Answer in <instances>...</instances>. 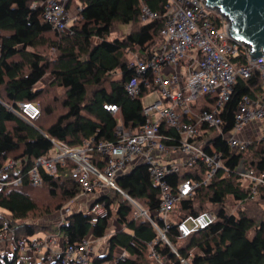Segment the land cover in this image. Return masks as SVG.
Returning a JSON list of instances; mask_svg holds the SVG:
<instances>
[{
    "label": "trees",
    "instance_id": "obj_1",
    "mask_svg": "<svg viewBox=\"0 0 264 264\" xmlns=\"http://www.w3.org/2000/svg\"><path fill=\"white\" fill-rule=\"evenodd\" d=\"M42 1L0 0V168L12 158L17 165L9 170L6 178L23 176L21 185L0 189L3 210L0 231L10 229L17 237L25 236L28 241L53 227L51 223L38 222L40 216L59 210L64 202H70L81 191L80 183L71 176L73 163L70 160L58 164L55 173L41 170L40 185L28 182L27 170L37 157L52 152L55 147L52 139L74 147L86 141L96 144L114 140L119 122L131 128L145 123L142 98L148 89L141 84L137 95L127 93L125 84L132 76V69L128 67L126 53L147 55L163 26L167 2L75 0L82 9L71 32H65L54 29L44 19L39 6ZM34 2L37 4L32 7ZM143 4L157 11L159 17L142 22ZM118 23L135 24V27L122 37L110 39L108 36ZM42 47L52 48L55 55L50 57L40 51ZM233 60L239 64L246 62L242 55ZM47 72L52 76L51 81L38 86ZM55 88H62L64 92L57 95ZM261 90L258 71L248 78L238 77L219 112L223 121L221 129L206 124L201 126L205 148L219 150L228 171L220 170L194 194L180 198L172 212L179 217L211 210L216 219L208 227L179 238L176 228L179 218L176 221L167 219L169 243L161 240L158 228H162L165 221L156 216L160 189L153 183L146 165L140 163L118 175L116 183L148 209L158 228L145 216L134 218L129 201L120 191L110 189L96 198L107 206L106 217L92 224L91 217L78 210L68 213L64 221L58 223L54 229L61 237V246L77 244L88 235L97 239L104 237L110 219L114 218L120 227L108 236L106 252L91 255V264H157L149 255L150 245L175 264H181L179 257L189 259L191 264H264V219L256 222L249 211V204L264 200V186H259L256 196L251 198L246 183L234 171L243 157L247 167L264 171V140L252 141L245 151L233 152L223 137V132L233 126L234 112L242 96H254ZM21 101L38 103L40 116L27 120L18 114ZM105 104L117 105L118 111L112 113ZM161 129L175 142L178 140L176 129L164 126ZM92 162L99 169L104 166L96 151ZM204 168V163L197 161L189 169L168 175V182L175 189L180 180L200 178ZM233 206L239 208L237 212H231ZM180 239L183 244L177 246ZM118 250H123L125 256L116 260L115 251ZM0 264L25 263L18 248L14 247L9 252L0 250Z\"/></svg>",
    "mask_w": 264,
    "mask_h": 264
},
{
    "label": "built area",
    "instance_id": "obj_2",
    "mask_svg": "<svg viewBox=\"0 0 264 264\" xmlns=\"http://www.w3.org/2000/svg\"><path fill=\"white\" fill-rule=\"evenodd\" d=\"M36 4L34 2L32 7ZM39 6L44 19L54 29L65 32H71L72 24L82 9L81 4H76V12H73L71 0H43ZM165 8L163 26L156 36L154 46L147 55H137L128 62L132 76L125 84L127 93L130 96L137 95L141 84L148 89L142 98L143 112L147 117L145 123L131 128L119 122L114 140L99 141L96 144L86 141L74 147L54 139L55 154L37 157L26 172L28 182L37 186L42 183L41 170L55 173L58 164L72 161L70 173L80 183L81 191L60 209V223L68 213L78 210L88 214L92 224L106 217L107 206L96 198L110 189H116L131 204L134 218L145 216L157 227L148 209L122 191L116 183L118 175L143 163L153 183L160 189V206L156 216L163 218L165 225L157 228L160 239L169 243L166 236L170 226L167 214L175 209L179 199L194 194L202 184L215 178L220 170L228 171L223 164L221 152L215 148L210 151L205 148L201 126L206 124L207 127L221 129L223 121L219 112L229 99L237 78H248L254 71H258L262 90L254 96H242L234 112L233 126L223 132V137L233 152L245 151L250 142L264 140V56L252 60L251 46L241 39L233 38L228 31L229 19L218 9L208 6L205 0H167ZM210 9L217 13L216 20ZM157 17V11H152L146 4L142 5V22ZM215 22L219 24L218 27ZM240 55L246 60L243 64L233 60ZM200 95H205V101L198 108L196 100ZM18 107L17 113L27 120H35L40 116L41 108L36 102L21 101ZM105 107L112 113L118 111L115 104H105ZM162 126L176 129L178 140L175 142L170 135L162 132ZM95 151L104 162L102 169L92 162ZM197 161L205 165L200 178L180 180L174 189L168 182V175L183 168L189 169ZM16 165L17 161L9 158L0 168V189L22 184L21 175L14 179L5 176ZM234 171L246 183L247 192L254 198L258 187L264 186V171L247 167L245 157L241 158ZM96 187L103 190L94 199L85 204L78 201V197L93 192ZM215 219L211 210L179 216L176 222L178 236L186 238L205 229ZM98 240L88 235L77 244H68L65 248L59 244L56 249L53 246L56 242L50 236L28 241L25 236L17 237L12 230L4 229L0 231V250L5 251V248L12 246L24 252L38 246L44 248V264L54 261L61 264H91L94 244ZM172 250L178 255L175 248ZM149 255L157 264H175L152 245ZM124 256L125 252L120 250L115 258L118 260ZM179 260L181 264H191L189 259L179 257Z\"/></svg>",
    "mask_w": 264,
    "mask_h": 264
},
{
    "label": "rangeland",
    "instance_id": "obj_3",
    "mask_svg": "<svg viewBox=\"0 0 264 264\" xmlns=\"http://www.w3.org/2000/svg\"><path fill=\"white\" fill-rule=\"evenodd\" d=\"M76 4H80L78 3V1H75L73 0L72 1V8H73V12H76L75 11V6ZM210 13L212 14L214 20H216L217 18V13H215L213 10H209ZM137 26V24H136ZM215 26L218 27L219 24L217 22H215ZM135 27V24H132V25H128V24H116L114 26V29L112 30V32L110 33V35L108 36L110 39L112 38H115V37H122L124 36L126 33H128L130 30H132L133 28ZM40 51L42 52H45L47 55H49L50 57H53L55 55L54 53V50L50 47H42L39 49ZM189 53H194L193 51H189ZM137 56V54L135 52H128L126 53V59L128 60V62L132 61L135 59V57ZM120 75H115V77H119ZM51 74L49 72L45 73L39 80L38 82V86H44L46 85L47 83H49L51 81ZM56 92L57 95H61L63 92H64V89L62 88H55L54 90V93ZM201 97L199 99L196 100V103L198 105V108L201 107L202 103L205 101V95H200ZM55 154L54 152V149L52 150V152H50L49 155L53 156ZM103 189L99 188V187H96V189L85 195V196H81V197H78V201H80L82 204H85V203H88L90 202L92 199H94L97 194L99 192H101ZM69 204V202H64L63 203V206ZM62 206V207H63ZM249 207L251 208L249 211H250V214L251 216L254 217L255 221L256 222H259L261 219H264V200L256 203V204H249ZM61 209V208H60ZM59 210L55 211L54 213H50V214H47V215H42L40 216L37 221L42 223V224H53V227L52 228H48V229H45L44 232H40L41 234H43L42 236L43 237H46V236H50V238L56 242L57 244H60L61 243V237L60 235H58L57 232H55V229L57 226H58V223L60 224V222L58 221L59 218H60V215H59ZM239 208L233 206L231 208V212H237ZM244 209V208H243ZM178 215L176 213H173V212H169L167 214V219L168 220H172V221H176L178 220ZM120 225L118 224V222L113 218V219H110L109 221V226L106 230V234L104 237H102V239H100V242L97 241V243L95 244V252L92 254V255H96L97 253H100V252H106L107 251V238H108V234H110V232H113L115 231L117 228H119ZM252 233V231L250 232ZM249 233V234H250ZM39 234V233H38ZM183 244V240L180 239L176 242V245L179 246ZM56 249L58 248L57 246L53 245ZM12 250V248L10 249ZM9 250V251H10ZM43 252L44 250L41 249L39 250L37 256L35 257V259H32V260H29V262L26 260V257L28 256H23V260H24V263L25 264H44L42 261H40V258H42L43 256ZM120 254V251H115V256H118ZM31 257H29L30 259Z\"/></svg>",
    "mask_w": 264,
    "mask_h": 264
},
{
    "label": "water",
    "instance_id": "obj_4",
    "mask_svg": "<svg viewBox=\"0 0 264 264\" xmlns=\"http://www.w3.org/2000/svg\"><path fill=\"white\" fill-rule=\"evenodd\" d=\"M229 19V34L251 46L250 58L264 56V0H205ZM54 141V139H52Z\"/></svg>",
    "mask_w": 264,
    "mask_h": 264
},
{
    "label": "crops",
    "instance_id": "obj_5",
    "mask_svg": "<svg viewBox=\"0 0 264 264\" xmlns=\"http://www.w3.org/2000/svg\"><path fill=\"white\" fill-rule=\"evenodd\" d=\"M73 206L75 207L76 205L75 204H73ZM43 234H41V233H39L36 237H41ZM35 237V238H36ZM102 239V238H101ZM99 242H100V239L98 240ZM56 246L57 245H59V244H55ZM61 245V244H60ZM58 248H59V246H57ZM12 248V246L11 247H9V248H5V251H7V252H9V250ZM107 248V247H106ZM41 249H43L44 250V248L43 247H31V248H29L27 251H24V252H20V254H21V256L23 257V256H28V257H26V260L29 262V260H32V259H35V257L37 256V254H38V252H39V250H41ZM95 252V244H94V251L92 252V253H94ZM105 252V251H104ZM103 252V253H104ZM29 257H31L30 259H29ZM40 261H41V258H40Z\"/></svg>",
    "mask_w": 264,
    "mask_h": 264
}]
</instances>
